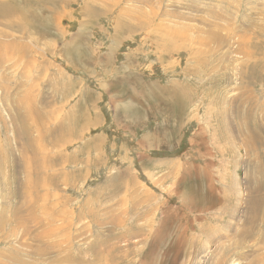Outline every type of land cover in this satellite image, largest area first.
<instances>
[{"label":"rangeland","instance_id":"rangeland-1","mask_svg":"<svg viewBox=\"0 0 264 264\" xmlns=\"http://www.w3.org/2000/svg\"><path fill=\"white\" fill-rule=\"evenodd\" d=\"M0 264H264V0H0Z\"/></svg>","mask_w":264,"mask_h":264},{"label":"bare ground","instance_id":"bare-ground-1","mask_svg":"<svg viewBox=\"0 0 264 264\" xmlns=\"http://www.w3.org/2000/svg\"><path fill=\"white\" fill-rule=\"evenodd\" d=\"M203 257V256H202ZM202 262V261H201ZM215 262V261H214ZM213 263V262H212Z\"/></svg>","mask_w":264,"mask_h":264}]
</instances>
